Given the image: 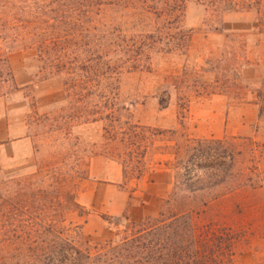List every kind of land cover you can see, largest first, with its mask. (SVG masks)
I'll list each match as a JSON object with an SVG mask.
<instances>
[{
  "label": "trees",
  "instance_id": "trees-1",
  "mask_svg": "<svg viewBox=\"0 0 264 264\" xmlns=\"http://www.w3.org/2000/svg\"><path fill=\"white\" fill-rule=\"evenodd\" d=\"M186 1L33 0L18 5L6 0L0 4V15L5 16L0 19V44L4 43L0 63L9 71L7 53L29 50L36 79L57 78L61 86L60 96L46 110L37 113V103L31 104L33 135L49 139L48 157L36 155L37 146L32 169L0 179V264H236V256L250 246L249 232L243 227L201 222L196 212L163 207L139 220L121 214L124 223H116L112 237L99 245H79L74 237L80 226L76 222L59 227L58 202L52 194H58L68 178L70 186L63 193L67 208L77 206L75 179L86 175L91 156L115 160L123 182L136 181L145 173L146 152L156 148L155 137L174 131L132 122L118 102L119 85L122 74L149 69L156 52L188 50L191 30L182 24ZM193 1L218 20L225 12L251 11L254 22L232 27L234 37L264 32V0ZM260 45L258 40L249 45L237 40L223 46L208 68L211 82L195 80L197 89L206 92L210 87L208 93L237 100L250 94L257 116L264 118ZM249 46L256 52L254 58L248 56ZM244 67L255 71L246 81L241 77ZM183 82L179 80V89L186 87ZM91 124H98L100 141L83 145L75 129ZM59 139L68 147L59 150ZM159 153L172 154L178 183L188 192L224 184L229 194L246 191L249 204L258 203L264 210L260 164L264 147L252 137H184L181 144H165ZM233 206L238 212L242 205ZM255 264H264V254Z\"/></svg>",
  "mask_w": 264,
  "mask_h": 264
},
{
  "label": "rangeland",
  "instance_id": "rangeland-1",
  "mask_svg": "<svg viewBox=\"0 0 264 264\" xmlns=\"http://www.w3.org/2000/svg\"><path fill=\"white\" fill-rule=\"evenodd\" d=\"M5 1L0 0V4ZM8 1L20 5L33 0ZM3 18L5 16L0 15V19ZM253 22L251 11L225 12L218 20V16H209L201 4L187 0L182 24L191 30L188 50L185 53L156 52L151 57L149 69L122 74L118 102L127 109L129 119L146 127L174 131L155 137L153 145L156 148L151 154L146 152L145 173L136 181L123 182L120 165L115 160L98 154L91 156L86 175L75 179L74 199L77 206L73 210L67 208L68 199L63 194L69 189L70 181L65 178L61 182L58 194H52L58 202L59 227L65 228L69 222L78 223L79 230L74 237L79 245H99L110 239L116 229L115 224L124 223L120 219L123 213L129 220H139L147 215H156L163 207L174 212H196L201 222L212 220L246 229L250 236V243L247 244L250 246L236 256V264H255L264 254L262 205L249 204L246 191L229 194L224 184L188 192L178 183L179 171L174 166L172 154L159 153L165 144H181L184 137L248 136L264 147V118L257 116L250 94L237 100L217 92L208 93L210 87L206 92L200 91L194 83L198 79L210 83L213 74L208 68L214 64L218 51L237 40H244L248 45L258 40L261 44L259 55L264 63V32H253L243 37L230 35L234 32L232 27L248 26ZM2 50L4 43L0 44ZM255 55L256 52L251 51L249 46V58ZM6 59L9 71L0 63V100L5 115L15 123L14 132H20L21 136L12 139V144L0 143V179L3 180L33 168V148H39L40 154L36 155L48 157L47 152L51 151L48 148L49 139L33 135L31 104L35 101L36 112L40 113L61 92L57 78L36 79L33 74L35 62L29 50L12 49ZM261 70L262 65L258 68V71ZM254 73L252 67H244L241 77L246 81ZM180 79H184L186 87L179 89ZM75 132L83 145L85 142L98 143L101 138L98 124L77 127ZM58 142L61 146L59 150L68 147L67 142L60 139ZM63 162L68 163L69 159ZM260 164L264 167V158ZM214 195L216 199H211ZM202 202H206V206ZM235 203L242 205L238 212L233 206Z\"/></svg>",
  "mask_w": 264,
  "mask_h": 264
},
{
  "label": "crops",
  "instance_id": "crops-1",
  "mask_svg": "<svg viewBox=\"0 0 264 264\" xmlns=\"http://www.w3.org/2000/svg\"><path fill=\"white\" fill-rule=\"evenodd\" d=\"M14 121L5 115L3 103L0 100V143L12 144L14 138L21 136V133L14 132Z\"/></svg>",
  "mask_w": 264,
  "mask_h": 264
}]
</instances>
